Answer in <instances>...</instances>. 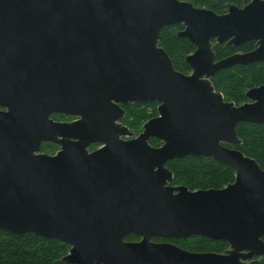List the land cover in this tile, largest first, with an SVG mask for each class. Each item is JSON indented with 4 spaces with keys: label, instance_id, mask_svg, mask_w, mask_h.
<instances>
[{
    "label": "water",
    "instance_id": "water-1",
    "mask_svg": "<svg viewBox=\"0 0 264 264\" xmlns=\"http://www.w3.org/2000/svg\"><path fill=\"white\" fill-rule=\"evenodd\" d=\"M176 23L185 25L179 36L197 46L186 57L191 74L176 69L160 45L162 28ZM214 38L235 46L257 40L258 47L215 61ZM0 53L19 54V74L35 83L31 97L79 112L84 123L117 102L159 103L138 136L109 137L95 152L86 146L98 138L36 154L33 136L0 130V229L70 244L56 264H261L264 168L227 144L242 143L238 123L264 125V84L236 105L211 77L264 62V0L224 14L182 0H0ZM186 155L231 166L234 182L170 185L175 176L166 162ZM131 233L143 237L125 240ZM193 235L230 247L192 252L153 240Z\"/></svg>",
    "mask_w": 264,
    "mask_h": 264
},
{
    "label": "trees",
    "instance_id": "trees-1",
    "mask_svg": "<svg viewBox=\"0 0 264 264\" xmlns=\"http://www.w3.org/2000/svg\"><path fill=\"white\" fill-rule=\"evenodd\" d=\"M195 2L203 3L199 0ZM173 27L166 26L162 29L160 44L167 50L177 69L188 71L190 67L186 54L194 50L195 45L189 39L179 37L177 27ZM253 46L254 42H251L243 48L250 49ZM235 49L232 45H218L216 47L218 58ZM213 82L227 99L240 104L247 99L245 93L248 88L264 83V62L223 69L214 76ZM144 104L148 105L142 107ZM128 112L131 128L141 130L146 120L157 115V103H130ZM237 131L242 143L234 147L255 158L264 168V125L240 122ZM151 143L159 145L160 140L154 138ZM166 165L174 173V183L186 185L191 190L223 188L234 182L236 176L234 168L205 155L176 157L170 159ZM172 240L194 250L204 249V244H210L211 250L214 251H223L228 247L225 241L213 240L201 235ZM68 247V243L58 239L45 238L33 233L15 234L0 229V264H53L68 251ZM261 264H264V259Z\"/></svg>",
    "mask_w": 264,
    "mask_h": 264
},
{
    "label": "flooded vegetation",
    "instance_id": "flooded-vegetation-1",
    "mask_svg": "<svg viewBox=\"0 0 264 264\" xmlns=\"http://www.w3.org/2000/svg\"><path fill=\"white\" fill-rule=\"evenodd\" d=\"M182 1L192 2L198 8L211 9L217 12L218 14L227 13L231 5H236L240 8H243L244 6L250 3V0H199L202 1L203 3H197L195 2V0H182ZM218 9H222V10H218ZM169 26H174L175 28L177 27L176 29L178 36H179V32L185 29L184 23H176ZM182 38H187V37H182ZM251 42H254L253 48L250 49L243 48L246 46V44ZM212 43H213V49L216 53L215 61L223 59L234 53H246L258 47L257 40H249L244 44H242L241 46H235L233 43H229V41L218 43L215 38L212 39ZM221 44L232 45L236 49L218 58L216 47ZM196 48L197 46L195 45L194 50L186 54V57L189 54H193L196 51ZM32 59L35 60L34 57L30 58L31 61ZM20 62L21 60L19 58V54L17 53H11V54L8 53L5 56L0 53V130L5 131L7 133H18L19 131H21L22 135L27 134L33 136V144L36 145V147L34 148L36 154H46V155L54 156L58 152L62 151L67 144L82 146L83 143L88 141L89 139L98 138L99 140H93L86 146V149L89 152H95L104 148L107 145L106 139L109 137L114 138L117 135V137H119L121 140H130L131 138L138 136V134L142 132L143 127L141 130H134L131 128L130 118L128 117L129 116L128 109L130 103H137V102H127V103L117 102L118 105H112V106L108 105L109 106L108 109H110L108 112H104L105 107L103 106L98 111L97 114L98 116H95L84 123L83 116L79 112L68 113L66 111L59 110L56 108L57 105L56 106L54 105L55 102L51 101V99L47 100L42 98V100H35V98L31 97L29 93V90L35 87V83L33 82L32 77L29 76L27 77L26 75L19 74L18 69ZM236 65H248V64H236ZM178 70L186 74H191L193 72V69L191 67L188 71H184L181 69ZM216 74H214L211 77L212 82ZM39 86H41L42 88L49 87L47 83H42V85ZM250 88H248L245 93L247 99L240 104L251 101V99L247 96V91ZM216 90L218 89L216 88ZM46 93L48 94V91ZM223 95L226 101H233L236 105H240L237 104L234 100L227 99L224 93ZM153 103H157V102H153ZM147 105L148 104H144L142 107H146ZM77 107L78 104L76 103L75 105L76 110ZM158 107H159V103H157V115L153 117L158 116L159 114ZM126 129H128V131H132L134 135L131 136L130 134L121 133V131H125ZM161 144L162 141H160L159 145ZM159 145H155V146H159ZM227 145L230 146L231 144H227ZM231 147H234V145H231ZM170 185L178 186L182 184H175L173 181ZM142 237L143 236L141 235L131 233L125 237V240L139 241L142 239ZM172 239L173 238H163V237L153 238V240L156 242L168 241L176 244L177 246L183 249L192 252H211V250L208 249H202V250L189 249L183 245H180L178 242ZM174 239H186V238L174 237ZM205 245L206 244H204V246ZM229 247L230 245L228 243V247H226L223 251H214V252L224 253ZM70 248L71 245L69 244L68 251H66V253L61 255L60 258L69 254ZM260 260L262 262L263 259ZM56 261L57 260H55L53 264H56ZM60 264H76V263L62 262Z\"/></svg>",
    "mask_w": 264,
    "mask_h": 264
},
{
    "label": "rangeland",
    "instance_id": "rangeland-1",
    "mask_svg": "<svg viewBox=\"0 0 264 264\" xmlns=\"http://www.w3.org/2000/svg\"><path fill=\"white\" fill-rule=\"evenodd\" d=\"M204 249L211 250V246H210V244H206ZM211 251H214V250H211Z\"/></svg>",
    "mask_w": 264,
    "mask_h": 264
}]
</instances>
